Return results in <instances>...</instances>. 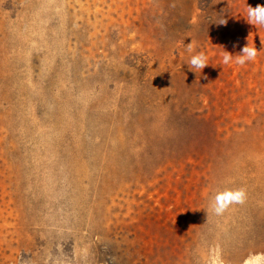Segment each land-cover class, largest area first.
Masks as SVG:
<instances>
[{
    "label": "rangeland",
    "instance_id": "rangeland-1",
    "mask_svg": "<svg viewBox=\"0 0 264 264\" xmlns=\"http://www.w3.org/2000/svg\"><path fill=\"white\" fill-rule=\"evenodd\" d=\"M257 4L0 0V264L264 254L253 101L264 26L246 13ZM253 43L255 61L222 62ZM199 53L202 72L190 64ZM238 189L243 203L217 214L215 195Z\"/></svg>",
    "mask_w": 264,
    "mask_h": 264
},
{
    "label": "clouds",
    "instance_id": "clouds-1",
    "mask_svg": "<svg viewBox=\"0 0 264 264\" xmlns=\"http://www.w3.org/2000/svg\"><path fill=\"white\" fill-rule=\"evenodd\" d=\"M246 13L247 23L251 25L264 26V5L257 4L255 7L247 5ZM226 23V20H222L220 22V24L222 25ZM188 50L192 51V46L190 43L188 46ZM257 55L258 49L256 48L255 44H246L241 48L239 55H236L235 58L233 57L232 53L225 50L222 62L227 65L234 59V62L237 65L243 66L248 61H255ZM190 64L193 68L198 69L202 72V70L208 65L207 57L203 53L193 55L191 57ZM244 199L245 192L243 189L225 190L218 192L214 198V210L217 214H220L225 210V208L228 207L229 204L234 202L243 203ZM244 264H264V254H250L244 261Z\"/></svg>",
    "mask_w": 264,
    "mask_h": 264
},
{
    "label": "bare ground",
    "instance_id": "bare-ground-1",
    "mask_svg": "<svg viewBox=\"0 0 264 264\" xmlns=\"http://www.w3.org/2000/svg\"><path fill=\"white\" fill-rule=\"evenodd\" d=\"M255 107H256V115L254 116L255 119H258L260 115L264 114V88L262 90L258 89L254 93V98H253ZM256 126L255 129L256 131H259L258 133V145H257V151L258 154H256L257 158L260 159V161H264V126L261 125L259 121H255ZM263 131V132H262ZM249 154L246 150V146L242 143L238 144V149H237V160L239 164V171H243L247 158Z\"/></svg>",
    "mask_w": 264,
    "mask_h": 264
}]
</instances>
